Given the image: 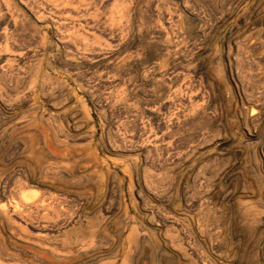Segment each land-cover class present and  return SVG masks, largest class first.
I'll return each mask as SVG.
<instances>
[{
    "label": "rangeland",
    "instance_id": "374dc122",
    "mask_svg": "<svg viewBox=\"0 0 264 264\" xmlns=\"http://www.w3.org/2000/svg\"><path fill=\"white\" fill-rule=\"evenodd\" d=\"M0 8V264H264V0Z\"/></svg>",
    "mask_w": 264,
    "mask_h": 264
},
{
    "label": "bare ground",
    "instance_id": "6f19581e",
    "mask_svg": "<svg viewBox=\"0 0 264 264\" xmlns=\"http://www.w3.org/2000/svg\"><path fill=\"white\" fill-rule=\"evenodd\" d=\"M3 1H4V0H3ZM8 1H9V0H8ZM53 1H54V0H53ZM55 1H56V0H55ZM69 1H70V0H69ZM6 2H7V1H6ZM43 2H44V0H43ZM45 2H46V1H45ZM49 2H50V1H49ZM66 2H67V1H66ZM52 3H53V2H51L50 4H52ZM60 3H61V2H60ZM60 3H59V4H60ZM71 3H72V2H71ZM75 3H76V2H75ZM2 4H3V3H2ZM50 4H49V5H50ZM72 4H73V3H72ZM72 4H71V5H72ZM53 5H54V4H53ZM69 5H70V4H69ZM55 6H56V5H55ZM62 6H63V5H62ZM5 7H6V6H5ZM7 7H8V6H7ZM10 7H11V6H10ZM57 7H58V6H57ZM64 7H65V6H64ZM52 8H53V7H52ZM0 9H1V8H0ZM1 10H2V9H1ZM1 10H0V11H1ZM5 10H7V8H6ZM60 10H61V9H60ZM8 11H9V10H8ZM32 11H33V10H32ZM36 12H37V11H36ZM7 13H9V12H7ZM34 13H35V12H34ZM2 14H3V13H2ZM4 14H5V13H4ZM14 14H15V12H14ZM37 14H38V13H37ZM55 14H56V13H55ZM17 15H18V14H17ZM25 15H26V14H25ZM18 16H19V15H18ZM18 16H15V17H17V19H18ZM36 16H37V15H36ZM52 16H53V15H52ZM60 16H61V15H60ZM0 17H1V16H0ZM7 17H9V16H7ZM7 17H6V18H7ZM12 17H13V16H12ZM99 17H100V15H99ZM41 18H42V16H41ZM86 18H87V17H86ZM4 19H5V18H4ZM9 19H10V18H9ZM20 19H21V18H20ZM7 21H8V20H7ZM11 21H12V20H11ZM13 21H14V20H13ZM23 21H24V20H23ZM61 21H62V19H61ZM63 21H64V20H63ZM18 22H19V21H18ZM55 22H57V21H55ZM4 23H5V25H6L5 20H4ZM11 24H12V23H11ZM17 24H18V23H17ZM55 24H56V23H55ZM58 24H60V23H58ZM61 24H62V23H61ZM13 25H14V23H13ZM6 26H7V25H6ZM11 26H12V25H11ZM15 26H16V25H14V27H15ZM55 26H58V25L56 24ZM58 27H60V25H59ZM61 27H62V26H61ZM16 28H17V27H16ZM29 28H30V27H29ZM25 29H27V28H25ZM58 29H59V28H58ZM6 30H7V29H6ZM16 30H17V29H16ZM20 31H21V30H20ZM59 31H60V29H59ZM13 32H14V30H13ZM13 32H12V33H13ZM16 32H17V31H16ZM18 32H19V31H18ZM35 32H36V31H35ZM9 33H11V32L9 31ZM9 33H8V34H9ZM22 33H23V32H22ZM26 33H27V32H26ZM61 33H62V32H61ZM65 33H66V32H65ZM6 34H7V33H6ZM19 34H20V33H18V34L15 35V36H18ZM64 35H65V34H64ZM66 35H67V33H66ZM68 35H69V33H68ZM71 35H72V34H71ZM71 35H70V36H71ZM7 36H8V35H7ZM10 36H13V35L10 34ZM20 36H22V35L20 34ZM70 36H69V38H70ZM18 37H19V36H18ZM77 37H78V36H77ZM4 38H5V37H4ZM4 38H3V39H4ZM13 38H14V37H13ZM23 38H24V37H23ZM61 38H62V35H61ZM64 38H68V37L65 36V37H63L62 39H64ZM71 38H72V37H71ZM71 38H70V40H71ZM83 38H84V37H83ZM15 39H16V38H15ZM18 39H19V38H18ZM18 39H17V40H18ZM21 39H22V38H20L19 40H21ZM59 39H60V37H59ZM75 39H76V38H75ZM81 39H82V38H81ZM8 40H10V39L8 38ZM8 40H7V41H8ZM70 40H69V41H70ZM63 41H64V40H63ZM69 41L67 40V42H69ZM10 42H11V41H10ZM13 42H14V40L12 41V43H13ZM15 42H16V41H15ZM17 42H18V41H17ZM65 42H66V41H65ZM81 42H82V41H81ZM85 42H86V41H85ZM85 42H84V43H85ZM1 43H3V42H1ZM1 43H0V44H1ZM6 43H7V42H6ZM24 43H25V42H24ZM72 43H73V42H72ZM72 43H71V44H72ZM78 44H79V43H78ZM81 44H82V43H81ZM87 44H88V43H87ZM1 45L3 46V44H1ZM4 45H5V44H4ZM10 45H13V44L10 43ZM85 45H86V44H85ZM85 45H84V46H85ZM19 46H20V45H19ZM86 46H87V45H86ZM74 47H75V46H74ZM82 47H83V46H82ZM0 48H1V46H0ZM12 48H13V47H12ZM85 48H86V47H85ZM75 49H76V48H75ZM0 50H1V49H0ZM84 58H85V57H84ZM19 71H20V70H19ZM11 75H12V74H11ZM22 200H23V199H22ZM25 201H26V200H25ZM23 202H24V201H23ZM28 203H29V202H28ZM31 205H32V204H31ZM33 205H34V204H33ZM36 205H37V204H36ZM16 206H17V205H16ZM39 206H40V205H39ZM31 207H32V206H31ZM31 207H28V208H31ZM52 207H53V206H52ZM1 208H3V207H2V206L0 207L1 213H3L4 211H2ZM24 208H25V207H24ZM47 208H48V207H47ZM17 209H18V208H17ZM39 209H40V208H39ZM3 210H4V209H3ZM24 210H25V209H24ZM15 211H16V210H15ZM31 211H32V210H31ZM26 212H27V211H26ZM19 213H20V212H19ZM36 213H37V212H36ZM8 214H9V213H8ZM22 214H23V213H22ZM21 216H22V215H21ZM5 218H6V217H5ZM23 218H24V217H23ZM36 226H37V225H36ZM40 226H41V225H40ZM42 226L45 227L46 225L44 226V225L42 224ZM42 226H41V227H42ZM38 227H39V225H38ZM38 229H39V228H38ZM43 229H44V228H43ZM41 230H42V229H41ZM66 246H67V245H66ZM68 251H72V249H71V250L68 249L67 252H68ZM68 253H69V252H68Z\"/></svg>",
    "mask_w": 264,
    "mask_h": 264
}]
</instances>
